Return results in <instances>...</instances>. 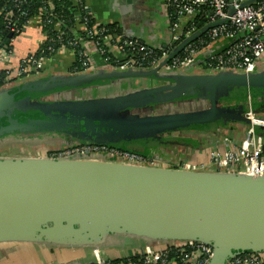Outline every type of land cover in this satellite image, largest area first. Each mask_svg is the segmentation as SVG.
Listing matches in <instances>:
<instances>
[{
  "label": "water",
  "instance_id": "95a60500",
  "mask_svg": "<svg viewBox=\"0 0 264 264\" xmlns=\"http://www.w3.org/2000/svg\"><path fill=\"white\" fill-rule=\"evenodd\" d=\"M254 1L248 0L247 4ZM11 37L8 34L7 38ZM166 61L154 70L109 75H116L118 79L157 78ZM262 68L250 75L200 74L187 69L195 74L185 77L187 82L202 81L197 87L211 90L210 110L197 114L148 116L139 112L118 118L107 116L114 108L137 111L153 103L162 91L157 87L140 92L136 95L138 99L134 96L115 100L109 105L112 108L81 101L52 103L48 113L33 114L21 108L25 99L40 95L50 97L102 79L105 76H99L100 71L0 89V145L3 142L0 147L16 152L12 145L15 142L46 146L61 140L60 144L67 146L90 143L120 148L116 144L131 143L127 136L133 133L163 134L167 130L208 124L224 118L215 107L216 88L241 82L251 87L252 80L259 76L264 78ZM19 87L22 89L18 94L25 96L16 99L13 91ZM49 105L47 102L43 107L31 108L43 112L50 109ZM101 113L105 116L101 117ZM31 117L36 119L31 120ZM20 118L29 119L24 122ZM72 128L87 132L77 134ZM98 128L109 130L101 134L99 140V136L93 134ZM21 152L26 156L0 160V244H45L79 249L120 236H132L145 241L143 246L165 242L207 245L213 250L209 264H226L229 259L245 253L264 257V177L132 166L99 158L51 159L48 153ZM143 246L140 244L139 254Z\"/></svg>",
  "mask_w": 264,
  "mask_h": 264
},
{
  "label": "built area",
  "instance_id": "2783aa9c",
  "mask_svg": "<svg viewBox=\"0 0 264 264\" xmlns=\"http://www.w3.org/2000/svg\"><path fill=\"white\" fill-rule=\"evenodd\" d=\"M0 20L5 31L13 37L19 35L29 23V6L39 3L38 15L44 32L37 52L24 58L16 69L15 80L39 76L44 65L61 50L72 53L78 66L72 74L97 72L86 55L85 47L92 44L103 59L104 69L111 71L154 70L162 66L163 71L177 72L191 69L200 74L232 72L255 74L264 62V0L247 4L248 0H166L165 7L169 18L170 36L162 54L155 56L152 48L140 41L114 36L107 24H90L85 10V0H70L75 9L66 14L63 7L54 0H0ZM15 14V19H14ZM195 18L202 21L195 22ZM221 22V23H220ZM212 26L214 24H218ZM202 36L180 46L206 26ZM78 27L81 28L78 32ZM1 36V35H0ZM99 37L94 40V37ZM226 40L228 45L221 51L212 53L210 48L216 42ZM105 42L113 44L121 51L123 60L113 57ZM105 45V47L102 46ZM173 48V51L171 49ZM177 49V52L175 50ZM8 50V49H7ZM0 50V55L7 56ZM5 85L12 83L4 82ZM1 88V89H2ZM246 136L238 146H232L228 138L223 139L227 146L224 152L217 149L210 153L208 162L163 163L126 149L94 145L90 143L67 146L63 150L48 154L51 159L99 158L100 160L132 166L166 167L187 172H220L242 174L251 177H264L262 158L264 117L253 108L251 99L244 114ZM213 256L211 247L198 242H165L155 246L147 244L138 255L139 262L132 258L110 261L98 258L93 264H209ZM226 264H264L263 256L245 253L229 259Z\"/></svg>",
  "mask_w": 264,
  "mask_h": 264
},
{
  "label": "crops",
  "instance_id": "0c3cea01",
  "mask_svg": "<svg viewBox=\"0 0 264 264\" xmlns=\"http://www.w3.org/2000/svg\"><path fill=\"white\" fill-rule=\"evenodd\" d=\"M165 1L85 0V10L94 23L116 25L126 39L137 40L149 48L160 50L165 47L170 36V22ZM257 1L259 0H255L254 3ZM80 30L81 28L78 27V32ZM43 35L39 18L32 17L27 26L16 37L0 36V50L8 52L5 57L0 55V78L3 77L4 82L12 80V83L5 85V88L13 89L28 82L48 80L58 76L79 75L71 73L75 63L72 53L68 50H61L44 65V71L41 75L14 81L16 69L20 62L37 52ZM105 44L113 57L123 60L120 50L109 42H105ZM227 45L228 41L226 40L216 42L210 48V52L211 54L219 52ZM85 50L90 62L97 67V70L99 69L97 72H102L98 75L105 77L89 85L52 94L49 98H53L55 103L81 101L85 104L105 105L106 108H112L109 105H113L112 102L115 100L134 97L144 90L157 87L161 88L162 91L157 94L158 96L155 97L153 103L143 105L144 107L138 108L137 111L129 109L119 111L114 108L107 116L111 117V113L115 110L119 113L115 116L117 118L139 112H144L148 116L180 113L197 114L210 110L212 106L211 90H201L197 87L203 84L202 81H199L198 84H192L185 80L187 76H195L190 70L177 72L162 70L157 78L127 77L126 79H118L115 77L116 75H109V73L120 72L104 69L103 59L92 44H87ZM261 67L264 71V62L260 65ZM30 78L32 80H27ZM134 98L138 99L139 97ZM214 98L216 109L220 111V114H224L225 119L198 125L196 129L168 132L162 136L165 138V143L160 142L156 147H152L147 157L152 159L162 157L167 162L174 164L177 163L175 159H180L181 162L204 163L208 162L213 150L217 149L224 152L227 149L223 143L224 138H228L232 146H238L246 136L247 125L244 121V114L249 99H251L254 110L264 117V78L259 76L252 80L251 87L245 86L243 82L226 85L224 88L218 86ZM100 115L101 117L105 116L104 113ZM259 133L263 136L262 158L264 160V129H261ZM60 142L62 141L59 140L46 146H37L43 147L45 153H48L51 149L58 148V143L60 147L62 145ZM3 147L2 149H6L8 154L24 155L19 148L15 147L14 150L20 152H10L5 146ZM0 160L6 159L0 158ZM144 242L132 236H120L112 240H104L102 244L97 246L79 249H65L45 244H0V264H92L98 258L117 261L138 256L141 250L140 244L143 246Z\"/></svg>",
  "mask_w": 264,
  "mask_h": 264
},
{
  "label": "trees",
  "instance_id": "16d2710c",
  "mask_svg": "<svg viewBox=\"0 0 264 264\" xmlns=\"http://www.w3.org/2000/svg\"><path fill=\"white\" fill-rule=\"evenodd\" d=\"M55 2H56V5H57V12H55V13H58L59 14V6H61V7H63V10H62V12H64V11H66L67 10V12H64V13H66V14H70L72 11H74L75 9L71 6V1L70 0H54ZM3 6V3L0 1V8ZM66 9V10H65ZM38 10H39V3L36 1V2H32V4L29 6V11H30V14H29V17L26 19V21H28V20H30L32 17H35L36 15H38ZM89 17V16H88ZM14 19H15V14H14ZM198 20L199 21H202V20H200L199 18H195V22H198ZM90 22V24L89 25H92V26H94L93 24H94V22H93V20H90L89 21ZM0 25H2V21L0 20ZM107 28H108V30H110L111 31V34L112 35H114V36H123L122 34H121V32H120V30H119V28L116 26V25H107L106 26ZM8 34H10L8 31H5L4 29H3V27H1L0 28V35H2V37H6V36H8ZM204 34V32L202 33V34H200V35H198V36H202ZM97 38H99L98 36L97 37H94V40L95 39H97ZM102 46L103 47H105V45L104 44H102ZM106 48V47H105ZM153 50V52H154V55L155 56H159V55H161L162 54V52H161V50H156V49H152ZM173 51V48L171 49V51L170 52H172ZM78 62H76V63H74V66H73V68L75 67V66H78ZM71 72H72V70H71ZM4 76V75H3ZM4 78L2 77V78H0V89L4 86ZM20 89H22V87H19V88H16L14 91H13V94L15 95V98L16 99H20V98H22V97H24L25 96V94H22V95H20V94H18L19 93V90ZM24 120H26V118H24ZM5 124V123H4ZM198 125H195V126H192V127H190V128H188V129H180V130H178V131H183V130H191V129H196V127H197ZM72 132H76L77 134L78 133H80V132H82L83 130H79V129H77V128H73L72 130H71ZM109 130L108 129H106V128H98L97 130H96V132L95 133H93L94 134V136H99V137H97V139L98 138H102V136H100L101 134H104V133H106V132H108ZM83 132H87V131H83ZM168 132H171V130H167V131H163L162 133L163 134H160V133H156V132H145V133H141V134H138V133H133V134H130L129 136H127L128 137V139H130V141H131V143H133L132 145L134 146V144L136 143V142H141L142 144H144V150H143V152H145V154H143V152H141L140 154L141 155H144V156H149V153L151 152V148L153 147V146H155L156 145V143H159V142H161L162 140H164V138L162 137L163 135H165L166 133H168ZM90 133V132H89ZM99 140V139H98ZM12 143V142H11ZM10 142H8V144L10 145L11 144ZM16 144H12V145H14V147H16V148H19L20 149V151H26L27 153H30V154H32V155H41V154H44L45 153V150L43 149V147L41 148V147H38V146H35V145H32V144H28V143H24V142H22V143H20L19 142V144L17 143V142H15ZM118 147H119V145L118 144H116ZM25 146V147H24ZM67 147V144L66 143H63L56 151H58V150H63V149H65ZM117 149H121V148H117ZM130 150H132L133 152H137V148H132V149H130ZM139 151V150H138ZM51 152H53V149H51L48 153H51ZM175 160H177V163H180L181 161H180V159H175ZM139 257L138 256H135V257H132V261H134V262H139ZM140 264V263H139Z\"/></svg>",
  "mask_w": 264,
  "mask_h": 264
},
{
  "label": "rangeland",
  "instance_id": "374dc122",
  "mask_svg": "<svg viewBox=\"0 0 264 264\" xmlns=\"http://www.w3.org/2000/svg\"><path fill=\"white\" fill-rule=\"evenodd\" d=\"M27 80H32V79L30 78ZM28 83H30V82H28ZM51 101H53V99H50L48 97V95H40L39 97L37 96V98L33 97V98H28V99L23 100V102H22L23 105L21 106V108H27L28 109L29 107H34V105H36V107H40V106L43 107L42 106L43 103H47V102H51ZM122 115H124V114H122ZM123 148L131 149L129 144H124ZM0 149H2V148L0 147ZM6 151H7L6 149H2L0 151V158H2V159L12 158L13 159V158H20V157L22 158V157L26 156V155H22V154L12 155V154H8Z\"/></svg>",
  "mask_w": 264,
  "mask_h": 264
},
{
  "label": "flooded vegetation",
  "instance_id": "af4514ba",
  "mask_svg": "<svg viewBox=\"0 0 264 264\" xmlns=\"http://www.w3.org/2000/svg\"><path fill=\"white\" fill-rule=\"evenodd\" d=\"M21 99V98H20ZM51 99H53V98H51ZM55 100L53 99V101H51L50 102V105H49V107H50V109H45L43 112H41V111H38V110H34V108H31V107H29L28 108V113L30 112H34L33 114H39V113H48V112H50L51 111V106H52V103H55L54 102ZM48 105V104H47ZM54 106H56V105H54ZM25 109H27V108H25ZM53 109V108H52ZM54 110V109H53ZM17 112H15L14 114H16ZM18 113H21V112H18ZM27 114V113H26ZM51 114V113H50ZM116 114L118 115L119 113H118V111L117 110H115V112H112L111 113V117H115L116 116ZM29 118H26V120H24V118H20V120L21 121H24V122H27V120H28ZM31 120H33V119H36V117H31L30 118ZM71 123H73V122H71ZM3 125H4V123H3ZM73 129V128H72ZM165 139V138H164ZM165 143V141L164 140H162L161 141V143ZM160 143V142H159ZM125 143H120L119 144V146H120V148H123V145H124ZM127 144H129V146H130V148L132 149L133 147L134 148H137L138 150H137V152L138 153H141V152H143V150H144V144H142L141 142H136L135 144H134V146L132 145L133 143H127ZM158 143H156V145H157ZM156 145L155 146H153V148L154 147H156ZM44 146H45V144H44ZM127 150H130V149H127ZM151 150H152V148H151ZM132 151V150H131ZM158 153V152H157ZM159 153H161L160 151H159ZM143 154H145V152H143ZM147 157V156H146ZM156 160H160L161 162H163V163H168V165L169 164H174V163H169V162H167V160H164V158H162V157H157V159ZM177 164V163H176Z\"/></svg>",
  "mask_w": 264,
  "mask_h": 264
}]
</instances>
